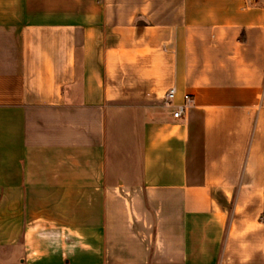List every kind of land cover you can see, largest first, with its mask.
<instances>
[{
  "label": "crops",
  "instance_id": "1",
  "mask_svg": "<svg viewBox=\"0 0 264 264\" xmlns=\"http://www.w3.org/2000/svg\"><path fill=\"white\" fill-rule=\"evenodd\" d=\"M0 264H264V0H0Z\"/></svg>",
  "mask_w": 264,
  "mask_h": 264
},
{
  "label": "built area",
  "instance_id": "2",
  "mask_svg": "<svg viewBox=\"0 0 264 264\" xmlns=\"http://www.w3.org/2000/svg\"><path fill=\"white\" fill-rule=\"evenodd\" d=\"M176 93H177V90L175 87L170 88L164 97V101L168 106L173 108L172 110L173 116L175 118H181L183 117L184 113L186 112L190 104L192 103L193 98L191 94H185L184 102L180 104H175L174 100L176 97Z\"/></svg>",
  "mask_w": 264,
  "mask_h": 264
}]
</instances>
